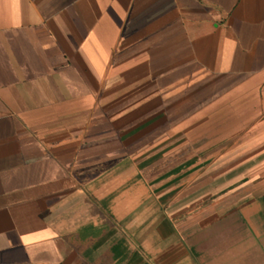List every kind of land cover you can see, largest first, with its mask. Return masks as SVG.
Instances as JSON below:
<instances>
[{
    "label": "crops",
    "instance_id": "obj_1",
    "mask_svg": "<svg viewBox=\"0 0 264 264\" xmlns=\"http://www.w3.org/2000/svg\"><path fill=\"white\" fill-rule=\"evenodd\" d=\"M0 264H264V0H0Z\"/></svg>",
    "mask_w": 264,
    "mask_h": 264
}]
</instances>
